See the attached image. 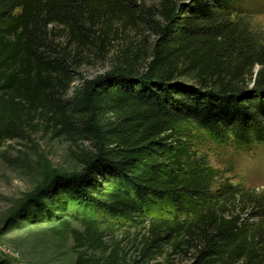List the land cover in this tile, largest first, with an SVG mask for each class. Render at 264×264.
I'll use <instances>...</instances> for the list:
<instances>
[{
  "label": "trees",
  "instance_id": "1",
  "mask_svg": "<svg viewBox=\"0 0 264 264\" xmlns=\"http://www.w3.org/2000/svg\"><path fill=\"white\" fill-rule=\"evenodd\" d=\"M244 2L0 0V145L43 130L78 147L55 214L37 215L79 222L62 223L74 264H128L123 226L145 264H264V190L231 184L191 145L192 128L264 144V39ZM114 48L109 70L80 75Z\"/></svg>",
  "mask_w": 264,
  "mask_h": 264
},
{
  "label": "rangeland",
  "instance_id": "2",
  "mask_svg": "<svg viewBox=\"0 0 264 264\" xmlns=\"http://www.w3.org/2000/svg\"><path fill=\"white\" fill-rule=\"evenodd\" d=\"M244 10L252 17L253 29L264 39V0H245ZM116 45V44H115ZM115 48L104 58H92L79 69L83 78H92L111 67ZM78 83H74L73 87ZM192 149L199 157L220 170L231 184L264 190V144L241 148L232 143L218 145L201 130L192 128ZM78 147L64 139H53L43 130L25 140H11L0 145V264H74L76 254L70 232L62 226L82 232L78 221L64 216L40 222L41 209L57 206L55 196L60 183L79 173L80 166L72 156ZM68 213L91 220L109 219L103 212L89 207L68 205ZM128 255V264L142 263L137 243L139 237L126 226L113 233ZM165 264L162 258L146 264ZM172 264H185L174 257Z\"/></svg>",
  "mask_w": 264,
  "mask_h": 264
}]
</instances>
